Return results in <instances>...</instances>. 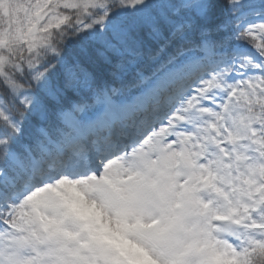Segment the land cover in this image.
<instances>
[{
	"label": "snow or ice",
	"instance_id": "1",
	"mask_svg": "<svg viewBox=\"0 0 264 264\" xmlns=\"http://www.w3.org/2000/svg\"><path fill=\"white\" fill-rule=\"evenodd\" d=\"M0 264H264V0H0Z\"/></svg>",
	"mask_w": 264,
	"mask_h": 264
}]
</instances>
